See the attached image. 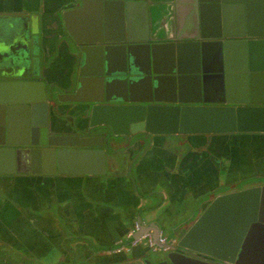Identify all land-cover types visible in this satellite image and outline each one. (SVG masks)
I'll use <instances>...</instances> for the list:
<instances>
[{
    "label": "water",
    "instance_id": "1",
    "mask_svg": "<svg viewBox=\"0 0 264 264\" xmlns=\"http://www.w3.org/2000/svg\"><path fill=\"white\" fill-rule=\"evenodd\" d=\"M53 4L61 30L54 49L62 47L67 54L68 78L63 84L0 81V136L5 139L0 175L27 172L22 164L39 175L104 177L130 171L117 145L107 154L112 147L97 133L100 127L114 135L147 133L144 142L161 138L173 145L172 162L162 163L171 177L187 175L185 156L209 155L215 137L264 134V98L258 97L264 95V0H195L197 29L187 37L159 40L149 33L150 0ZM80 15L85 26L77 37L74 24ZM160 93L170 97L157 98ZM187 93L193 97L186 98ZM51 113L69 132H52ZM182 135L184 140L176 138ZM197 136L202 143L193 144ZM181 180L179 186L187 178ZM223 185L194 197L193 220L186 229L174 225L176 236L164 243L157 241L160 227L137 220L141 228L135 237L150 232L157 255L115 259L113 249H95L89 239L87 249L97 257L90 254L74 264H250V239L254 231H264V185L219 193ZM136 196L142 216L157 214L168 201L157 186ZM52 260L49 264H57ZM13 264L23 262L17 257Z\"/></svg>",
    "mask_w": 264,
    "mask_h": 264
},
{
    "label": "crops",
    "instance_id": "2",
    "mask_svg": "<svg viewBox=\"0 0 264 264\" xmlns=\"http://www.w3.org/2000/svg\"><path fill=\"white\" fill-rule=\"evenodd\" d=\"M150 1L148 24L152 38L187 37L197 29L195 0ZM84 16H78L74 24L77 37L85 26ZM234 19L235 16L230 17L233 33L236 32ZM56 63L60 67L52 81L64 83L63 65L59 60ZM169 95L160 93L157 98L165 99ZM185 95L193 97L191 93ZM231 95L240 97L233 90ZM193 142L202 143V140ZM116 147L124 160L130 162V171L111 172L104 177L45 175L28 180L0 175V264H13L17 257L23 264H49L52 259L57 264H74L92 254L87 249L89 239L95 249L112 252L116 241L124 240L127 230L138 219L157 225L168 237L172 232L175 237L174 225L180 224L186 229L193 220L190 210L194 197L222 184L226 188L219 193L264 185V134L234 139L228 144L213 140L209 155L189 152L185 156L182 166L187 175L173 174L172 177L163 173L162 163L172 162L173 145L161 138L144 142V137H131ZM182 177L187 180L179 186ZM239 182L243 184L237 187ZM152 186L160 187L168 201L157 214L142 216L136 194ZM71 235L75 236L72 237L75 244L69 250ZM147 251L150 250L144 244H139L128 252L110 253V256L138 257ZM246 261L264 264V231L253 232Z\"/></svg>",
    "mask_w": 264,
    "mask_h": 264
},
{
    "label": "flooded vegetation",
    "instance_id": "3",
    "mask_svg": "<svg viewBox=\"0 0 264 264\" xmlns=\"http://www.w3.org/2000/svg\"><path fill=\"white\" fill-rule=\"evenodd\" d=\"M53 3L54 0H47V2L45 0L21 2L0 0V81L20 82L23 85L30 81L45 80L53 82L54 75L60 67L56 63L57 60H59L60 64L62 63L66 76L65 81L67 80L69 71L67 54L62 47L59 52L54 49L55 38L59 35V32L61 33V30L53 9ZM18 9L21 10L19 11ZM47 27L49 31H47ZM21 68L23 69L22 71H20ZM58 83L63 84L62 80L58 81ZM59 91L62 92L64 90L59 88ZM50 118L53 133L69 132V127L59 124L60 117L58 118L51 113ZM10 125V129H15V122L13 124L11 121ZM97 133L103 134L104 140H107L112 148L129 140L130 137L137 139L138 136H149L147 133L114 135L111 129L107 127H100ZM255 135L259 134L230 133L215 138L228 144V142H233L234 139H243ZM185 137L186 135H182L176 138L184 140ZM202 139L201 136H197L193 140L199 142ZM4 140L0 136V141ZM21 140L23 139L21 138ZM112 153L110 151L107 152L108 155ZM20 168L27 170V172H16L7 175L25 180L33 179L36 176L45 177V175L30 173L29 164H22ZM182 168L185 169L183 166ZM233 184L235 185V183L231 185ZM166 237L168 238V236ZM13 253L16 252L14 251Z\"/></svg>",
    "mask_w": 264,
    "mask_h": 264
},
{
    "label": "built area",
    "instance_id": "4",
    "mask_svg": "<svg viewBox=\"0 0 264 264\" xmlns=\"http://www.w3.org/2000/svg\"><path fill=\"white\" fill-rule=\"evenodd\" d=\"M140 228L141 224L138 221L133 222L132 226L127 230L124 235V240L126 242L124 240L116 241L113 252H128L131 250L132 247L139 244H144L147 249L152 252H156L159 248L155 244L152 234L150 232H145L135 237L136 232H138ZM166 239V235H164L163 232H160L157 241L159 243H164Z\"/></svg>",
    "mask_w": 264,
    "mask_h": 264
},
{
    "label": "rangeland",
    "instance_id": "5",
    "mask_svg": "<svg viewBox=\"0 0 264 264\" xmlns=\"http://www.w3.org/2000/svg\"><path fill=\"white\" fill-rule=\"evenodd\" d=\"M35 63H36V61H35ZM240 183V184H239ZM236 186L237 187H240V186H242V184L243 183H241V182H239ZM234 185V184H233ZM226 188V186H224V187H222V188H220L219 190L220 191H222V190H224ZM173 237V234H172V232H170L169 233V237L168 238H172ZM147 253L149 254V255H151V256H154V255H157L158 253H154V252H152V251H147ZM160 254V253H159Z\"/></svg>",
    "mask_w": 264,
    "mask_h": 264
}]
</instances>
